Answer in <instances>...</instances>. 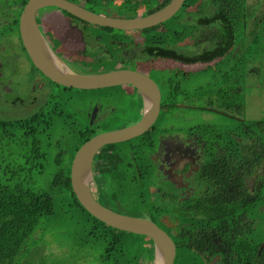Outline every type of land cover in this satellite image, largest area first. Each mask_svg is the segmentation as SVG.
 Returning <instances> with one entry per match:
<instances>
[{
  "label": "flooded vegetation",
  "instance_id": "obj_1",
  "mask_svg": "<svg viewBox=\"0 0 264 264\" xmlns=\"http://www.w3.org/2000/svg\"><path fill=\"white\" fill-rule=\"evenodd\" d=\"M21 7V3L13 6L17 10ZM190 7L192 11H188ZM55 10L42 9L41 32L68 67L72 69L74 64L83 68L89 63L90 72L84 75L132 71L147 76L160 92L159 115L190 108L201 116L196 126L190 127L187 137L176 134L166 138L160 124L159 129L152 127L150 134L148 131V137L145 133L131 142L101 149L94 156V177L114 176L116 183L124 178L132 183L134 177L143 178L140 185L146 190L142 209L145 218L149 202L155 200L151 192L161 194L159 200L168 203L172 212H163L160 222L177 228L174 239L169 237L176 248L174 264H186L189 252L203 256L206 264H264V231H260L264 224V123L248 122L245 118V96L241 91L248 76H259L255 66L264 49V0H221L217 4L198 0L194 5L185 0L176 15V41L167 42L169 31L163 27L159 31L164 33L160 35L164 39L161 57L154 59L146 58V35L140 31L126 32L131 36L130 44L116 43V48L106 52L105 57L97 55L99 33L92 34L91 29L96 31L100 26ZM52 16L60 17V22L45 30L44 24ZM28 61L35 72L30 79L28 75L24 79L32 86V95L62 88L45 78L29 58ZM156 61L163 67L170 63L181 67L180 70L190 68L191 74L198 75L191 78L190 84V79L181 74L171 76L168 70H157ZM3 68L0 64V79L4 77ZM111 88L114 93V87ZM120 88L129 103L127 107H116L112 110L115 113L108 115L101 106L89 107L83 121L98 129V123L108 117L122 120L109 131L139 122L146 111V98L134 85ZM168 88L174 89L171 100L164 96ZM2 90L10 93L7 87ZM234 93L240 100L238 106L230 103ZM185 94L187 98L183 97ZM177 123L180 124L179 119ZM94 186L93 194L101 203L103 198L97 184ZM115 203L125 211L122 202ZM189 206L197 225L196 234H205L201 239H193L184 231L191 224L187 222L189 218L183 219V215H189ZM232 208L236 209L234 215ZM237 246L240 248L236 249ZM144 247V259L154 264V259L147 257L151 244L146 241Z\"/></svg>",
  "mask_w": 264,
  "mask_h": 264
},
{
  "label": "trees",
  "instance_id": "obj_2",
  "mask_svg": "<svg viewBox=\"0 0 264 264\" xmlns=\"http://www.w3.org/2000/svg\"><path fill=\"white\" fill-rule=\"evenodd\" d=\"M27 1L20 0L22 7L18 17L14 20V25L17 26L18 31H20V15ZM69 1L85 6L87 10L95 14L129 19L138 17L141 5L145 6L144 14L147 16L161 10L172 0ZM186 2L189 5H194L198 0H186ZM219 2L221 0H203L204 4H217ZM64 13L79 20L67 12ZM163 27H166V23L140 31L146 35V58L161 57L160 50L163 48L164 39L157 35ZM98 28L101 33L98 32L97 41L101 44L103 41L122 44L132 42L131 36L126 32L105 27ZM168 31L167 42L173 44L177 38L176 21L168 27ZM115 32H122L123 36H114ZM23 50L26 53L24 48ZM103 57L105 56L103 55ZM60 89L71 91L63 87ZM168 89L164 96H166L165 99L171 100L174 89ZM183 97L187 98V95L185 94ZM186 100L189 101V99ZM80 113L78 111L71 113L70 110L68 111L60 104H55L53 108L25 119L7 121L0 119V155L3 162L7 159L11 163L4 168L5 173L0 176V264H15L21 259L25 260L27 257H31L36 251L33 246H36V241L41 237V231L45 228L49 230V226L53 222H65L73 225L72 234L70 232L68 238L71 242L69 251L71 254L81 255L80 259L96 258V264H140V261L146 257L144 244L148 241L151 248L147 257L153 261L155 247L150 239L127 234V232L106 226L85 210L73 191L71 166L75 154L99 133L95 126L77 117ZM163 120L172 125L178 122L175 112H163L159 115L153 129H159ZM146 133L148 137V132ZM45 143H48L46 145L49 148L48 157H46V153L41 152ZM18 150H25L26 155L15 156ZM3 151H6L7 154ZM21 159H24V165L19 163ZM49 159H52L56 166L50 189L48 191L36 190L30 186L29 174L45 172L46 166L36 163L38 161L46 162ZM115 179L114 176L94 177V183L97 184L103 198L101 203L98 202L105 208L117 213L145 218L142 209L138 212L139 214L133 215L135 213L118 209L115 203V200L121 203L128 199L131 205L143 208L146 204L145 186L140 185L143 178L134 177V183L127 182L126 178L124 181L120 180L116 183ZM151 195L155 200L149 202L146 218L157 223L173 240L177 232L176 226L165 225L160 222L161 214L163 212L170 213L172 209L168 203L159 200L161 194L151 192ZM187 211L189 215H183V219L189 218L187 222L191 224L185 226L184 231L188 232V236L193 237V239H201L205 234L202 231L196 234L197 225L192 218L193 212L190 206ZM235 211L236 209L232 208L233 215ZM235 228L238 229L236 223ZM47 231L42 237L47 234ZM239 248L240 246L236 247V249ZM239 258L243 259V256L240 255Z\"/></svg>",
  "mask_w": 264,
  "mask_h": 264
},
{
  "label": "rangeland",
  "instance_id": "obj_3",
  "mask_svg": "<svg viewBox=\"0 0 264 264\" xmlns=\"http://www.w3.org/2000/svg\"><path fill=\"white\" fill-rule=\"evenodd\" d=\"M18 3H21L20 0H0V64L4 67L2 71L4 77L0 79V119L4 121L25 119L39 112L46 111L49 108H53L55 104H60L63 108L68 111L70 110L71 113H73V111L81 112L77 117L84 119L83 115L89 107L95 108L97 105L99 107L101 106L100 108H102V112L106 111L108 115L114 114L115 112H112V110L116 107L123 108L129 105L128 101H126V95L121 92V86L114 87V93L111 92L112 88L90 91H64L59 88H51L48 93L42 91L38 94L32 95L30 92L32 86L27 84L26 80L30 79L29 76H32L35 69L33 66H29L28 57L23 50L21 33L18 31L17 26L14 25V20L18 17L20 10L13 8V6ZM118 3H120V1H118ZM192 10L193 8H188V11ZM55 12H58V14L62 13L58 9H56ZM144 12L145 6L141 5L139 14L143 15ZM42 16L43 12L40 10L37 13V21L40 30ZM59 18L60 17H51L50 19H47V22L44 24L46 28L44 27V29L47 30L48 27L51 28V24H58L60 22ZM176 18L166 22V27H170L172 23L176 21ZM92 27H90V29ZM91 31L92 34L97 32L101 33L99 28L96 29V31L93 28ZM123 33L115 32L114 36L122 37ZM135 34L136 33H134V36ZM163 34L164 33H161L157 36ZM91 42L92 38L88 41L89 54L91 53V48L89 46ZM96 43L98 47L96 52L97 55L100 54L106 56V52H111L117 46L116 43L114 44L107 41H103L102 44L98 41ZM260 54L261 57L256 62L258 65L255 66L259 76H248L246 86L244 82L241 84V91L245 96V118H247L248 122L262 121L264 123V49L260 51ZM71 65L72 69L81 75H84V72H90L89 68L92 67L89 66V63H85L83 68L75 66L74 64ZM93 66L97 67L95 65ZM154 67L157 70H168L167 73L171 76H178L181 74L182 78L190 79V84L193 82L191 78L198 75L191 74L193 70L190 68L180 70L181 67L179 68L170 63H167L166 67H163L161 62L156 61ZM198 69H201V67H195V70ZM27 75L28 78L25 80L24 78L27 77ZM8 82L11 83L9 84ZM5 87L10 89V93H4L2 89ZM230 100L232 106H238L240 104V100L235 96V93L231 95ZM234 109L236 108L233 107V110ZM181 111L182 112L176 114L180 120V124L173 123L172 125L166 120H163L162 127H164L163 129L165 130L164 134L166 138L174 137L176 134L187 137L190 127L193 125L196 126V121H199L201 118V116L197 115L193 110L183 109ZM188 111H191L192 113ZM213 117L217 118V115H213ZM120 123H122V120H116L115 117H108L98 123V129L103 133L104 131H109V129H114V127ZM47 144L48 143H45L41 149L43 154L46 153V157L49 156V148L46 146ZM3 152L7 154L6 151ZM18 155L25 156V150H18L15 156ZM19 163L24 165V159H21ZM9 164L11 163L7 159L3 162L0 155V169H3L0 170V176L5 173L4 168ZM36 164L46 166V170L41 174H37L36 172L29 174L30 186L36 190L48 191L53 178L52 175H54L56 171V166L52 159H49L46 162L38 161ZM92 191L94 194L96 193L94 185L92 186ZM129 201L130 200L128 199L122 201V208L129 213H135L133 215L139 214L138 212L143 208L131 205ZM261 220L263 221L262 214ZM47 230L48 229L45 228L41 231V234L44 235ZM72 230V224L53 222L51 226H49L47 234L44 237L41 235L39 240L36 241V246H33L36 248L34 254L29 258L27 257L25 260H19L15 264H96V258L80 259L81 255L71 254L69 251V248H71V242L68 238ZM260 231H264V224H262ZM189 254L191 255H188L184 260L186 264H206L203 256L194 252H189ZM140 264L150 263L144 259L140 261Z\"/></svg>",
  "mask_w": 264,
  "mask_h": 264
},
{
  "label": "water",
  "instance_id": "obj_4",
  "mask_svg": "<svg viewBox=\"0 0 264 264\" xmlns=\"http://www.w3.org/2000/svg\"><path fill=\"white\" fill-rule=\"evenodd\" d=\"M185 0H172L152 15L136 18H111L86 10L69 0H28L20 15L22 45L34 67L49 81L72 90H99L134 85L146 98V111L135 125L99 133L75 154L71 166L73 191L85 210L98 221L111 228L134 236L150 239L155 247L154 264H174L176 248L165 230L154 221L124 215L102 206L95 198L92 186L94 156L103 148L131 142L148 132L159 118L160 92L157 84L147 76L132 71H114L105 74L81 75L68 67L51 49L42 34L37 13L56 8L94 26L131 32L155 28L174 18ZM160 259V263L159 262Z\"/></svg>",
  "mask_w": 264,
  "mask_h": 264
},
{
  "label": "bare ground",
  "instance_id": "obj_5",
  "mask_svg": "<svg viewBox=\"0 0 264 264\" xmlns=\"http://www.w3.org/2000/svg\"><path fill=\"white\" fill-rule=\"evenodd\" d=\"M161 261H160V259H159V262L158 263H160Z\"/></svg>",
  "mask_w": 264,
  "mask_h": 264
},
{
  "label": "crops",
  "instance_id": "obj_6",
  "mask_svg": "<svg viewBox=\"0 0 264 264\" xmlns=\"http://www.w3.org/2000/svg\"><path fill=\"white\" fill-rule=\"evenodd\" d=\"M52 17H54V16H52ZM55 18V17H54Z\"/></svg>",
  "mask_w": 264,
  "mask_h": 264
}]
</instances>
